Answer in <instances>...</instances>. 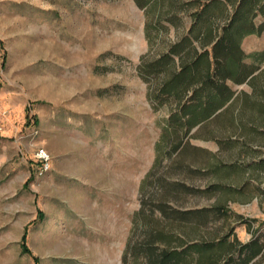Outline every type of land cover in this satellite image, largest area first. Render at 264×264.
Returning <instances> with one entry per match:
<instances>
[{
    "label": "rangeland",
    "instance_id": "1",
    "mask_svg": "<svg viewBox=\"0 0 264 264\" xmlns=\"http://www.w3.org/2000/svg\"><path fill=\"white\" fill-rule=\"evenodd\" d=\"M239 1L0 0V264H264L258 5L229 101L187 126L175 80Z\"/></svg>",
    "mask_w": 264,
    "mask_h": 264
},
{
    "label": "trees",
    "instance_id": "2",
    "mask_svg": "<svg viewBox=\"0 0 264 264\" xmlns=\"http://www.w3.org/2000/svg\"><path fill=\"white\" fill-rule=\"evenodd\" d=\"M256 5H258L259 13L264 15V0H240L230 21L222 28L219 38L211 48L199 52L189 67L182 66L180 72L176 74L175 80L177 82L187 70L193 73L195 70L199 71L198 67L200 65L203 64L202 67H204L201 72L202 80L199 81V86L193 88L189 100L182 103L180 107L183 116L187 117L185 122L187 126H192L201 119L212 115L233 97L234 92L226 85L227 80L233 83L244 82L253 71V69L247 70L248 67L244 70L241 68L242 51L239 47V39L243 34L255 31L251 20L255 15ZM263 28L264 20L258 25L256 31ZM177 53L178 51L173 47L164 57H170L172 54ZM253 78L254 76L248 80V83L252 82ZM210 86H215L217 92L205 97L202 91ZM161 91V93L168 92L166 87ZM252 244L255 245V248L237 264H248L252 258L263 251V245L258 244L256 241ZM249 246L250 244L245 245L244 249ZM163 257V261L167 263L174 257V253L167 254L165 252Z\"/></svg>",
    "mask_w": 264,
    "mask_h": 264
},
{
    "label": "built area",
    "instance_id": "3",
    "mask_svg": "<svg viewBox=\"0 0 264 264\" xmlns=\"http://www.w3.org/2000/svg\"><path fill=\"white\" fill-rule=\"evenodd\" d=\"M1 125H0V131H1ZM38 157L42 160V161H46L47 160V155L44 153V152H39L38 154ZM47 168V165L45 164L44 166V170Z\"/></svg>",
    "mask_w": 264,
    "mask_h": 264
}]
</instances>
